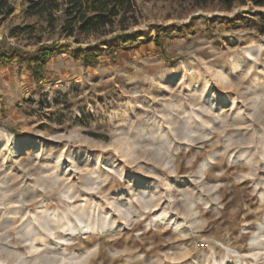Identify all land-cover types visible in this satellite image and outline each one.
Listing matches in <instances>:
<instances>
[{
    "label": "rangeland",
    "instance_id": "374dc122",
    "mask_svg": "<svg viewBox=\"0 0 264 264\" xmlns=\"http://www.w3.org/2000/svg\"><path fill=\"white\" fill-rule=\"evenodd\" d=\"M31 1L0 19V49L53 52L0 61V251L30 261L27 222L86 208L120 226L68 236L73 262L264 264V7L136 0V24L66 37Z\"/></svg>",
    "mask_w": 264,
    "mask_h": 264
},
{
    "label": "trees",
    "instance_id": "16d2710c",
    "mask_svg": "<svg viewBox=\"0 0 264 264\" xmlns=\"http://www.w3.org/2000/svg\"><path fill=\"white\" fill-rule=\"evenodd\" d=\"M13 0H0V19L11 16L14 12ZM255 7H264V0H248ZM197 4L217 3L224 9H231L235 0H196ZM27 11L45 16L51 27L59 19L55 14L60 13L62 30L66 37L75 33L94 34L113 26L117 20L125 23L133 20L136 24V0H37L27 5ZM124 26V25H123ZM123 30L126 27L122 28ZM136 39L126 37L124 43H133ZM53 52L44 46H39L33 53H21L18 50L5 51L0 49V61L8 64L13 59L17 62L26 60L29 69L38 76L46 61ZM90 56V55H88Z\"/></svg>",
    "mask_w": 264,
    "mask_h": 264
},
{
    "label": "bare ground",
    "instance_id": "6f19581e",
    "mask_svg": "<svg viewBox=\"0 0 264 264\" xmlns=\"http://www.w3.org/2000/svg\"><path fill=\"white\" fill-rule=\"evenodd\" d=\"M205 103L207 104L208 102ZM86 160L88 161V159ZM208 163L206 162V164ZM59 166L60 165L57 167ZM205 166L206 165H201L202 170L203 168H206ZM95 169L100 171L98 167ZM200 172L202 173V171ZM137 196L143 199L146 207L153 206V199L148 195L138 192ZM110 205H112L115 211L120 214L122 219L128 220L127 218L130 215V212H128L129 210L121 209V207L116 203ZM166 215L167 213L162 212L159 219L165 217ZM40 216L41 215H35L32 222H27L25 226L22 227V230L20 229L24 236H26L27 240L31 242V249L29 253L32 254V259L30 261H26L25 259L23 260L21 256L12 253L11 250L6 248L2 252L0 251V263L3 260V255L5 254L6 256L13 258L12 262L14 264H80V262L72 261L76 255H57V249L60 248L64 242H67L68 236H72L75 233L101 232L116 229L120 226L112 215L105 216L102 213L93 214L86 208H81L77 210V212L76 210H71L69 212L65 211L63 214L46 211L43 216ZM34 224H36V226H34ZM56 231L61 233L60 237L56 236ZM251 246L255 248L252 249L254 253L250 256L254 259V261H257L260 255L259 252L264 250V241L256 237L252 241Z\"/></svg>",
    "mask_w": 264,
    "mask_h": 264
}]
</instances>
